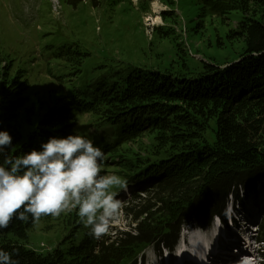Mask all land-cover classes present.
I'll return each instance as SVG.
<instances>
[{"label":"clouds","instance_id":"1","mask_svg":"<svg viewBox=\"0 0 264 264\" xmlns=\"http://www.w3.org/2000/svg\"><path fill=\"white\" fill-rule=\"evenodd\" d=\"M12 137L0 131V230L14 219L37 224L42 217L77 212L89 235L108 234L123 213L114 189H127L120 176L104 173L105 154L91 140L79 135L49 138L42 151L20 156L6 154ZM18 250L0 249V264H19Z\"/></svg>","mask_w":264,"mask_h":264}]
</instances>
